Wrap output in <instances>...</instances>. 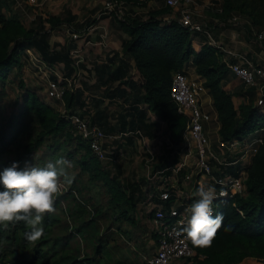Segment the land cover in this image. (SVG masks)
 <instances>
[{"label":"trees","instance_id":"1","mask_svg":"<svg viewBox=\"0 0 264 264\" xmlns=\"http://www.w3.org/2000/svg\"><path fill=\"white\" fill-rule=\"evenodd\" d=\"M220 1L222 10L216 12L214 16L224 19L236 11L231 0ZM258 1L260 0H250V3L254 7ZM167 9L168 7L164 6L150 11V15L145 19L134 17L127 21L126 30L130 38L124 41L123 50L134 57L136 67L144 78L145 99L156 113L169 121L172 134H176L181 140L185 122H182L180 118L182 115L177 113L170 97L171 75L174 71L182 69L183 63L193 54L196 73L203 79L205 88L211 93L213 105L218 112L219 135L225 140L241 139L255 130L257 125L258 128L262 126L264 116L261 117L258 107L252 102L242 105L239 111L235 107L231 95L222 82L226 63L220 60L218 47L205 43L200 50L194 51L187 27L175 19L167 22L157 18L160 12ZM240 12L247 16L255 27L262 26L250 13ZM0 22V82L2 83L5 72L10 69L14 61L19 60L20 53L29 45L36 44L37 32L21 23L16 26L18 23L13 17H7L1 10ZM12 25L21 32L20 39L25 41L17 45L19 39L15 38L13 48L10 50L1 33L9 27L12 28ZM150 31H153L156 37L146 43V48L149 50L147 56H144L137 46L151 38ZM23 99L24 105L19 109L6 111V108L0 104V171L10 166L13 161H18L23 168L25 162H30L34 155L40 159L69 158L70 165L75 170L71 185L74 190L83 191V198H91V196L95 198L96 220L86 217L85 210L88 204L83 202L82 205L73 193L67 205L69 214L78 223L76 230L83 236L88 231L93 235L92 239H88L92 242L83 260H78L75 256L80 250L79 239L69 231L63 230L62 227H67V218L59 217L55 211L44 214L41 224L43 235L34 244H30L25 237V233L30 231V228L23 221L0 223V262H3L5 250H9L19 264H81L82 262L83 264H86L85 262L148 264L146 253L142 255L143 251H146L145 242H141L147 230L146 225L139 220L128 222L124 215L125 207L120 214L115 215L110 204L113 196L107 186V176L104 178L98 176L94 168L99 164L96 155L69 121L53 107L40 102L29 90L26 91ZM43 166L45 165L40 167ZM228 170L233 171V167L230 166ZM245 183L244 195L237 193L234 197L218 202L213 215L222 213L223 223L212 238L211 244L197 246L190 240L197 253L205 254L203 259H197V264H211V260L218 258H222L221 261L226 259L231 262L235 260V253L238 252H240L238 259L255 256L264 264V134L252 156ZM127 201L128 198L123 200V205L125 204L126 207L129 206ZM234 202L241 209V213ZM101 225L105 226V231L100 234L98 228ZM54 228L59 229L57 234L51 237L50 233ZM119 229L125 231L126 237L134 239L135 249L126 243ZM14 244L18 249L13 247ZM64 247L65 251H63ZM118 249L122 251L117 252ZM17 251L21 253L20 257L15 256Z\"/></svg>","mask_w":264,"mask_h":264},{"label":"crops","instance_id":"2","mask_svg":"<svg viewBox=\"0 0 264 264\" xmlns=\"http://www.w3.org/2000/svg\"><path fill=\"white\" fill-rule=\"evenodd\" d=\"M14 1L19 4L24 1L27 6L30 4L33 8L37 7V12L45 10V5H48L47 19H32L31 28L37 32L36 44L26 47L25 52L43 60L45 71L36 70L40 77L47 82V78H51L49 71L53 72L54 79L65 85L66 94L61 99L51 97L46 85L42 91H29L34 92L40 102L50 105L60 114L63 110L86 112L93 122L102 127L106 133L104 146L108 155L99 160L105 164L103 167L124 170L122 174L131 182L129 193L124 194L129 202V208L124 204L125 213L140 214V220H137L146 225V235L153 211L150 209L160 200V190L168 186L169 189L175 188L178 189L177 192L188 194L191 183L184 175L197 171L193 161L187 168H183V164L180 169L176 168L178 161L175 153L178 152L179 145L173 139L175 135L166 119L156 113L146 101L143 79L135 59L132 54L123 50L124 41L130 38L126 30L127 21L139 17L142 10L164 7L163 1L126 0L127 5H133L132 10L126 9L127 14L122 20L113 15L96 16L104 0H0V10L5 13L4 6H12ZM195 1L199 15L212 23L216 15L215 7L219 4L214 0ZM136 4H142L140 9ZM173 14L168 8L158 14V17L163 21ZM20 23L26 26L21 20ZM190 35L196 46L207 42L203 33L194 32ZM213 36L219 44V57L226 65L235 58L226 53L224 47L242 52L254 63L264 67L263 43L247 35L242 28L214 27ZM227 68L232 79L226 78L228 88L236 90L240 86L243 91L252 88L261 90V94H264V80L247 87L230 71L228 65ZM195 76L199 75L196 73ZM211 98V93L205 88L201 95L202 104L210 111L213 106ZM55 103L60 108H56ZM212 116L214 123L210 121L208 124L211 138L215 139L214 131L217 129L218 133L219 121L215 115ZM116 174L119 179L121 174ZM125 181L127 182L126 179L119 180ZM197 188L198 184H195L194 189ZM121 211L122 209L118 213ZM236 263L263 264L255 256H245Z\"/></svg>","mask_w":264,"mask_h":264},{"label":"built area","instance_id":"3","mask_svg":"<svg viewBox=\"0 0 264 264\" xmlns=\"http://www.w3.org/2000/svg\"><path fill=\"white\" fill-rule=\"evenodd\" d=\"M162 1L174 13L163 21L168 22L175 19L187 27L190 34L194 32L205 34L206 44L219 48V44L213 36V28L226 26L240 27L247 35L253 36L264 45V28L255 27L245 15L234 12L224 19L214 16V21L210 23L206 17L199 15L195 0ZM215 2L219 4L215 7V11L220 12L222 10L221 1L216 0ZM126 9V0H104L98 8L96 16L113 15L122 20L127 14ZM223 49L235 58L227 65L245 86L249 87L264 80V67L254 63L242 52L233 51L228 47ZM30 59L35 67L45 71L41 58L30 56ZM204 90L203 79L199 76L189 75L184 69L176 70L171 75L169 88L171 100L176 106L177 113L186 118L181 142L190 152H193V164L197 171L184 175L191 183V191L188 194H182L177 192L178 189H169L170 187L166 186L159 192L160 200L151 207L150 210L153 211L148 227L149 235L153 236V242L152 251L146 256L148 264H194L197 259L201 260L205 257V254L195 251L190 239L181 229V222L186 215L185 209L197 199L194 195L197 190L194 189L195 184L199 186L201 183H205L215 188L218 198L212 204L213 214L220 200L234 197L237 193L244 195L246 192L247 169L262 141L264 124L241 139L225 140L215 129L216 138L212 139L208 123L213 120V116L210 110L203 107L201 95ZM64 92L65 85L61 81L47 78L49 96L61 99ZM61 114L98 159L107 157V148L104 146L106 133L100 125L90 119L89 113L63 110ZM182 164V162H178L176 168L180 169ZM230 166L233 167V171L228 170ZM69 190L75 191L74 188L70 189L62 183L59 192ZM222 192L226 195H220ZM87 206L90 208L89 205ZM235 206L241 213L237 204Z\"/></svg>","mask_w":264,"mask_h":264},{"label":"rangeland","instance_id":"4","mask_svg":"<svg viewBox=\"0 0 264 264\" xmlns=\"http://www.w3.org/2000/svg\"><path fill=\"white\" fill-rule=\"evenodd\" d=\"M94 1H97V0H94ZM140 1H143V0H140ZM231 2H232L233 7L236 8L235 13H241L240 11L250 13L252 15L253 19L259 25H262V26H257V27L264 28L263 27L264 26V0H260V1L256 2V4H255L256 6H254V7H253L252 3H250V0H231ZM159 3H158V5H159ZM23 4H24V1H21L20 4L14 1V4L12 6H9V5L4 6V11H5L4 15H6L8 17H13V19L16 21V23H18V24H16V26L21 25L20 20L26 25L25 27H28V26L31 27V25L33 24V20H32L33 18L38 17L36 19H39V18L44 17L45 19H47V15H49V9L47 8L48 5H45V10L40 9L39 12H37V7L33 8L30 4L28 6L25 4L23 5ZM142 4H136V5L140 9ZM21 5H23V7ZM132 5H133V3H129L127 5V11L132 10V7H131ZM145 7H146V5H144V8ZM155 9H157V8L154 7L153 10H155ZM135 10H137V9H135ZM150 11H152V10L140 11L139 12L140 15H139V17L137 16V19L138 18H140V19L147 18L148 17L147 15L150 13ZM163 12L164 11H162V13ZM162 13L160 12L159 14H162ZM241 14H243V13H241ZM157 18H159V17L157 16ZM0 26H1V22H0ZM1 34H3V38L7 42L10 50L13 48L12 46L14 45V42H15L14 39L15 38L19 39L17 45L25 41L23 39H20L19 34H21V32L17 29H14L13 25H12V28L9 27L8 29L5 30L4 33H1ZM149 34H150L151 38H149L147 41H144L137 46V49L139 51H141V53H143L144 56H147V51L149 50L148 48H146V43L148 41H150L151 39H154V37H156V34H154L153 31H150ZM191 40H192V37H191ZM202 45L203 44H201L200 46H196L193 44V41H192V47H193L194 51L200 50ZM193 56H194V54L191 55L190 58L183 63L181 68L186 70L187 72H189V74L195 76L196 67H195V64L193 61L194 60ZM19 57H20V59L17 61H14L11 65L10 69L7 70V72H5V77L2 78L3 82L2 83L0 82V104L6 108V111H9L10 109H16V108L19 109L20 107H22L24 105L25 100L23 99V97H24V94L26 93V91H28L30 89H36V90L38 89V91H42L44 89V86L45 85L47 86L46 80L41 78L40 73L38 71H36L39 69L32 64L31 59H30V55L27 54L25 52V50H23L20 53ZM226 69H228L227 65H226ZM226 69H225L224 74H223L222 82H223L225 89L231 95V98H232L233 103H234L235 107L237 108V110L239 111L240 107L242 105H244L245 103L252 102L253 105H256L258 107V113L261 115V117H263L264 116V94H261L262 93L261 90L256 91L252 88H250V90L246 88L247 90L243 91V89L240 86H239L240 90H239V88L236 90L232 89V88H228L226 86V78H227V80H232V79L230 78L231 73L230 72L228 73V71ZM52 73L53 72L49 71L51 78H54L55 75ZM142 79L144 81L143 76H142ZM232 83H233V81H232ZM32 93L34 94V92H32ZM211 103L213 105V98H211ZM54 106L56 108H60V106L57 103H55ZM211 109H212V111H211L212 114L215 115V117L219 119L217 109L214 107V105L212 106ZM182 117H180L182 122H185V124H186V118L184 116H182ZM166 121L168 122V125H169V121L168 120H166ZM212 123H214V121H212ZM219 125H220V121H219ZM257 126H256V128H258ZM174 137L175 138H173V139L176 140L175 143L179 145L178 152L175 153V157H176L178 162L183 163V168H187L186 166L188 165V167H189L191 165V161H193V153H191L187 149V147L182 144L181 140L178 139L179 137L176 134ZM70 146H71V144L69 145V147ZM41 149L42 148H40V150ZM64 152L65 151H63V153ZM37 155H40V154H37ZM97 160H98L99 164L95 165L94 168L96 169L98 176L103 177V178H104V176H107L106 177L107 181H108L107 186L111 192V195L113 196L112 199L110 200V204L113 206L115 215L120 214L118 212L124 208L123 200L125 198V195L129 193L128 190H129V185L131 184V182L129 181V179H127L126 175L122 174L124 172L123 169L119 170L118 168L115 169L113 167H110V168L109 167H103V165H105V164H103L98 158H97ZM49 161L54 162L55 158L50 157L48 159H43V158L40 159L38 156L34 155L31 158L29 163L32 164L33 166L40 167L41 165H46L47 162H49ZM67 161L71 164V162H70L71 160L69 158H67ZM78 170H79V168H78ZM67 171L69 172V174L71 176H73V174H75V170L72 167L68 168ZM117 172H119L121 174V177L119 179L116 178ZM158 174H159V172H158ZM121 179H126L127 182L126 181L125 182H119V180L121 181ZM82 182H83V180H82ZM64 184L70 189L74 188L71 184H67V183H64ZM72 194L76 195L75 197L79 200L80 203H82V205L84 203H86L90 206V209H88L86 207L87 208V210H85L86 211V217L93 219V221L96 220V216H95L96 213H95V209H94L95 198L93 196H91V198L85 199V198H83V191L79 192V191L75 190L74 192H71V190H69V191H63L62 193L58 192L56 197H55V200H54V202H55V207H54L55 213H57V215L59 217L63 216V217L67 218L68 224H67L66 228L62 227L63 230L66 232L69 231L70 233H72L74 236H76L79 239L80 250H79V252L76 253L75 256H77L78 260H83L87 256V251L90 250V246H91L90 242H92L91 240H88V239L89 238L92 239L93 235H92V233H90L88 231L85 234V236H83L80 234V232L78 230H76V226L78 225V223L69 214V209H68V205H67V201L69 200V198L71 197ZM116 201H119V202L116 203ZM124 215L127 218L128 222L135 221L137 219L140 220V217H141L139 213H125ZM59 224H61V223H59ZM59 228H61V227H59ZM59 228H54L51 231V233H50L51 237H54L57 234V230ZM98 230H99L100 234L103 233L105 231V226L101 225L98 228ZM118 231L121 234V236L126 240V243L131 248L135 249L136 245H135L134 239L126 237L124 235L125 231H123L121 229H119ZM142 240L143 241H141V242H145L144 248L146 249V251H143L142 255L146 253L145 255L148 256L149 253L152 251L153 238L149 235V232L147 231V234L146 235L144 234V237L142 238ZM30 244H33V243L30 242ZM13 247L18 249V246L16 244H14ZM65 249L66 248L64 247L63 251H65ZM119 251H122V250L118 249L117 252H119ZM239 253L240 252L235 253V260H233L231 262L226 261V259L221 261L222 258L221 259L218 258L216 260H211V264H237L236 262H238L240 260V259H238ZM3 254H4L3 258H2L3 262L2 263L0 262V264H19L18 261L14 259L12 253L9 250H5V252ZM15 256L20 257L21 253H19L17 251L15 253ZM146 256H145V258H146ZM102 258H104V256H102ZM47 264H49V263H47ZM81 264H83V262ZM110 264H114V263H110Z\"/></svg>","mask_w":264,"mask_h":264},{"label":"clouds","instance_id":"5","mask_svg":"<svg viewBox=\"0 0 264 264\" xmlns=\"http://www.w3.org/2000/svg\"><path fill=\"white\" fill-rule=\"evenodd\" d=\"M70 163L63 157L49 161L43 167L18 161L0 171V223L23 221L30 231L26 239L35 243L43 235L44 214L54 211V200L61 184H71L73 177L67 171ZM194 195L195 201L185 209L182 232L197 246H208L222 226L223 214L213 215L212 204L217 199L214 187L201 183ZM226 195V193H220Z\"/></svg>","mask_w":264,"mask_h":264}]
</instances>
